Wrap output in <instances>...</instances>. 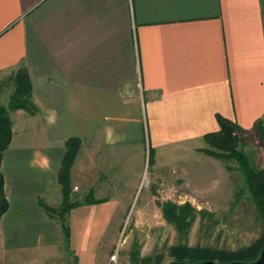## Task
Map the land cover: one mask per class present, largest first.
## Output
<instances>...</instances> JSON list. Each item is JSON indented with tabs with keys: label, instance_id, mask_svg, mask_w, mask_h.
<instances>
[{
	"label": "crops",
	"instance_id": "crops-1",
	"mask_svg": "<svg viewBox=\"0 0 264 264\" xmlns=\"http://www.w3.org/2000/svg\"><path fill=\"white\" fill-rule=\"evenodd\" d=\"M21 66L37 110L10 113L13 135L1 170L5 192L14 176L17 203L7 199L3 216L21 206L31 231L23 235L14 215L3 228L2 252L37 264L35 256L50 251L34 247L35 222L48 218L25 209L59 190L67 139L79 142L72 186L103 199L70 211L72 234L95 216L88 208H101L93 222L103 223L118 206L105 190H135L136 180L131 187L123 179L141 173L147 149L174 161L199 155L204 134L219 129L217 115L243 128L261 117L264 0H0V73ZM128 156L134 169L119 176Z\"/></svg>",
	"mask_w": 264,
	"mask_h": 264
},
{
	"label": "rangeland",
	"instance_id": "rangeland-1",
	"mask_svg": "<svg viewBox=\"0 0 264 264\" xmlns=\"http://www.w3.org/2000/svg\"><path fill=\"white\" fill-rule=\"evenodd\" d=\"M13 75L14 73L8 71L0 73V104L7 102L13 90ZM29 81L31 83L30 77ZM17 117L20 118V114H17ZM245 129H247L245 134L238 133V147L244 154L250 155L255 165L261 166L264 164V141L259 138L255 130ZM16 130L20 132L19 128ZM30 131L31 129H27L26 136H37L38 131ZM25 137L16 138L13 143L22 144ZM201 142L199 155L197 153L183 155L184 158L175 161L167 155L157 159L154 151L151 150L152 152L149 153L147 149L142 162L138 160L141 164V173L139 175L127 173L123 179L129 182L131 187L132 182L136 180L135 190L133 192L105 190L104 195L117 196L118 206L108 208L109 214L106 215L107 218L104 219L106 221L103 223L93 222V220L96 221L95 216H100L101 208L97 210L94 207L88 208L87 212L95 211V216L93 215L89 222L87 220L84 222L82 219L83 225L79 231L73 228L71 234L70 229L68 243L61 230V218L58 215L63 200L60 184L59 190L48 193V196H51L50 199L44 201L41 198L38 200L39 203L37 201V209L27 205L25 210L40 211V214L45 215V219L48 218L46 222L43 220L35 222L37 226L34 234L38 235L39 238L36 241L40 244L34 247H40L41 250L48 249L50 252L48 254L41 252L39 256H35L38 260L34 263L146 264L144 259L150 257L151 261L147 264H172L180 261L171 254V248L179 243L187 244L189 247L198 244L229 250L250 243L258 235L261 225L255 219V213L250 205L237 165L235 161L228 160L229 168L227 169L224 162L203 151L204 148L209 147L204 138L203 140L201 138ZM209 149L212 148L209 147ZM129 159L130 156L124 161L121 160L119 176L134 169L132 164H128ZM131 161H134L133 157ZM8 178L6 198L16 204L14 176ZM119 179L121 181L118 177L114 179V185ZM97 186L95 185L94 188ZM119 186L125 188L128 184ZM84 188H86L85 185L83 189L72 186L71 200L83 199L86 194L93 192ZM101 192L102 190L98 191L99 194ZM95 193L94 191V198ZM167 202L178 205L189 203L196 210L204 211L202 214H197L186 237L180 236L175 226L163 216L161 205ZM43 206H48L51 212H46ZM20 207L12 206L7 215L2 214L0 217V264H3V259L6 261L8 259L7 264H16V260H21L17 261L20 264H32L30 257L14 255L7 257L3 256L2 252L6 244L3 242V228L9 227L7 223L13 219L14 215L20 214L23 235L31 231V228H25L29 221L22 220L24 208ZM67 215L63 219L71 228ZM74 217L76 220L78 216L74 215Z\"/></svg>",
	"mask_w": 264,
	"mask_h": 264
},
{
	"label": "trees",
	"instance_id": "trees-1",
	"mask_svg": "<svg viewBox=\"0 0 264 264\" xmlns=\"http://www.w3.org/2000/svg\"><path fill=\"white\" fill-rule=\"evenodd\" d=\"M13 90L5 104H0V217L8 209V200L4 187V176L1 170L2 157L8 148L13 135V123L10 113L16 110H23L33 115L36 113V105L32 99L31 83L25 67H19L12 76ZM219 129L204 134L205 142L212 149L204 148L203 151L209 156L221 160L229 168L227 161H235L241 174L242 183L247 191L250 205L254 210L255 219L260 223L258 235L248 244L238 247L234 250L216 248L211 246L195 245L189 247L187 244L179 243L171 248V254L175 259L191 263L193 261L213 260L218 264H225L232 261L252 262L259 257L264 246V164L257 166L253 163L250 155L244 154L238 147L240 134H245L247 129L241 127L235 121L217 115ZM258 133L261 140L264 141V113L255 120L250 127ZM78 140L71 138L65 141V150L58 173V182L62 191V204L58 215L61 218V230L64 234L66 243L70 242V228L65 224L63 217L73 208L81 204H92L102 202L103 199L94 198L93 192H89L83 199L71 200L72 185L70 181V169L78 149ZM46 212L51 210L48 206H43ZM163 216L173 224L180 236L186 237L190 226L195 220L197 214H202L203 210H196L189 203L178 205L176 203H163L161 205ZM137 254V253H136ZM150 257L144 259L149 263ZM146 263V264H147Z\"/></svg>",
	"mask_w": 264,
	"mask_h": 264
},
{
	"label": "water",
	"instance_id": "water-1",
	"mask_svg": "<svg viewBox=\"0 0 264 264\" xmlns=\"http://www.w3.org/2000/svg\"><path fill=\"white\" fill-rule=\"evenodd\" d=\"M172 264H183V263H172ZM193 264H217V263H215L212 260H205V261L194 262ZM225 264H264V246L259 254V257L252 262L232 261Z\"/></svg>",
	"mask_w": 264,
	"mask_h": 264
},
{
	"label": "flooded vegetation",
	"instance_id": "flooded-vegetation-1",
	"mask_svg": "<svg viewBox=\"0 0 264 264\" xmlns=\"http://www.w3.org/2000/svg\"><path fill=\"white\" fill-rule=\"evenodd\" d=\"M183 261H176V263H182ZM196 262V261H195ZM194 262L192 263H183V264H193Z\"/></svg>",
	"mask_w": 264,
	"mask_h": 264
}]
</instances>
